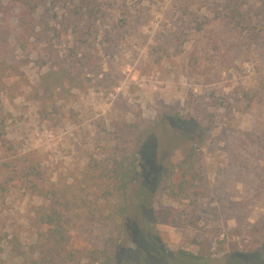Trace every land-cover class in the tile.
<instances>
[{
    "label": "rangeland",
    "instance_id": "obj_1",
    "mask_svg": "<svg viewBox=\"0 0 264 264\" xmlns=\"http://www.w3.org/2000/svg\"><path fill=\"white\" fill-rule=\"evenodd\" d=\"M36 30L41 52L12 36L0 61V264H93L112 240V264H264V0H42ZM129 130L149 135L123 222Z\"/></svg>",
    "mask_w": 264,
    "mask_h": 264
},
{
    "label": "trees",
    "instance_id": "obj_2",
    "mask_svg": "<svg viewBox=\"0 0 264 264\" xmlns=\"http://www.w3.org/2000/svg\"><path fill=\"white\" fill-rule=\"evenodd\" d=\"M41 3L42 0H0V61L1 58H6L8 56L10 39L12 36H14L16 43L24 51L41 52L40 32L36 30L37 11ZM233 10L235 11L236 8ZM15 28H18V33L13 31ZM134 133L133 130H129V137L130 135L133 136L131 151L127 152L126 155L121 153L120 156L113 158L112 167L110 168L113 184L106 188L107 192L111 194L112 197L123 202L114 213L115 216L123 218V222H127L126 216L124 215V211L127 208L126 189L137 172L139 152L149 135L148 133L146 134V132ZM0 142L4 144L7 142L2 132H0ZM164 180H166V178ZM143 204H145V202H143ZM142 207L146 209L148 206L143 205ZM68 224L69 220L64 212L59 211L55 207H53L46 218L42 220L44 232L41 235L44 236L49 243H52V247L56 252L59 251L58 247L62 245L66 247L71 244L70 240L73 239V237L69 236L67 232ZM39 241L37 240V243ZM10 244L12 253H15L13 254V258H22L24 261L26 252L23 250L22 239L18 235H13L10 239ZM40 245H42V242L37 244V246ZM73 247H75V251L78 253L86 251L83 247H76L75 244ZM117 252L118 244L112 240V242L107 245H96L89 252L88 257L93 260V264H112L116 259ZM19 263L23 262H15V264ZM65 263L66 261H63V264Z\"/></svg>",
    "mask_w": 264,
    "mask_h": 264
}]
</instances>
